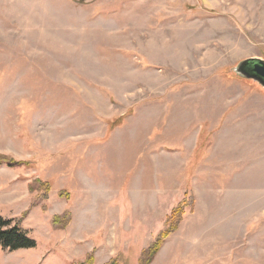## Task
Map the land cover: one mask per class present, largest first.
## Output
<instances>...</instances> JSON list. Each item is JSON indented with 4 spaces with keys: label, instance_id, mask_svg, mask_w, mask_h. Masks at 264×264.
Masks as SVG:
<instances>
[{
    "label": "rangeland",
    "instance_id": "1",
    "mask_svg": "<svg viewBox=\"0 0 264 264\" xmlns=\"http://www.w3.org/2000/svg\"><path fill=\"white\" fill-rule=\"evenodd\" d=\"M264 0H0V264H264ZM8 162L20 163L9 167Z\"/></svg>",
    "mask_w": 264,
    "mask_h": 264
},
{
    "label": "trees",
    "instance_id": "2",
    "mask_svg": "<svg viewBox=\"0 0 264 264\" xmlns=\"http://www.w3.org/2000/svg\"><path fill=\"white\" fill-rule=\"evenodd\" d=\"M4 162H7L9 167H14L18 163L8 162L6 159H1ZM20 164V163H19ZM18 164V165H19ZM182 207L177 208L171 218L167 223V228L160 234L158 240L151 246L147 251H145L141 258L140 264H150L154 255L160 250L163 239L167 237L175 227V219L178 217V214L181 212ZM13 220L5 221L0 218V248L4 250L16 251L24 248L35 247L36 243L34 240L30 239L25 232L20 228V225L16 224L11 227Z\"/></svg>",
    "mask_w": 264,
    "mask_h": 264
},
{
    "label": "water",
    "instance_id": "3",
    "mask_svg": "<svg viewBox=\"0 0 264 264\" xmlns=\"http://www.w3.org/2000/svg\"><path fill=\"white\" fill-rule=\"evenodd\" d=\"M235 73L240 78L253 81L264 89V60L249 58L241 61L235 68Z\"/></svg>",
    "mask_w": 264,
    "mask_h": 264
}]
</instances>
